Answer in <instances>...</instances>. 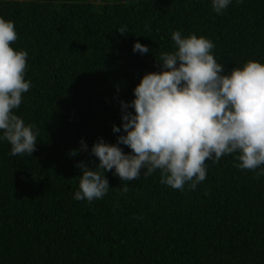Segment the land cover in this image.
<instances>
[{
  "label": "trees",
  "instance_id": "trees-1",
  "mask_svg": "<svg viewBox=\"0 0 264 264\" xmlns=\"http://www.w3.org/2000/svg\"><path fill=\"white\" fill-rule=\"evenodd\" d=\"M0 17L28 52L31 88L14 113L39 130L32 156L0 139V264H264V175L240 169L236 153L206 161L194 190L162 184L159 170L126 181L113 169L104 197L74 199L77 164L95 170L93 144L124 134L113 132L120 102L161 70L174 31L211 40L225 74L264 64V0H231L219 14L212 0H0ZM81 139L87 151L71 155Z\"/></svg>",
  "mask_w": 264,
  "mask_h": 264
},
{
  "label": "clouds",
  "instance_id": "clouds-1",
  "mask_svg": "<svg viewBox=\"0 0 264 264\" xmlns=\"http://www.w3.org/2000/svg\"><path fill=\"white\" fill-rule=\"evenodd\" d=\"M230 3L212 0V7L219 14ZM117 31L127 33L126 28ZM17 39L14 22L0 17V139L10 143L11 155L32 156L39 130L14 113L31 88L25 79L28 52L11 46ZM171 39L174 50L156 58L161 70L145 73L133 89L134 99L120 102L122 125H113V132L122 128L124 134L116 144L102 138L93 144L91 154L99 160L95 170L84 161L77 164L80 190L74 199L104 197L109 189L104 173L113 169L126 181L159 170L162 184L178 190L188 184L194 190L206 178V161L233 153L240 169L260 168L264 175V64L248 60L225 74L211 40L185 37L179 30ZM133 51L146 54L149 48L136 42ZM80 145L71 155L87 151L83 139ZM122 190L127 192V186Z\"/></svg>",
  "mask_w": 264,
  "mask_h": 264
},
{
  "label": "rangeland",
  "instance_id": "rangeland-1",
  "mask_svg": "<svg viewBox=\"0 0 264 264\" xmlns=\"http://www.w3.org/2000/svg\"><path fill=\"white\" fill-rule=\"evenodd\" d=\"M95 3H100L101 0H92Z\"/></svg>",
  "mask_w": 264,
  "mask_h": 264
}]
</instances>
